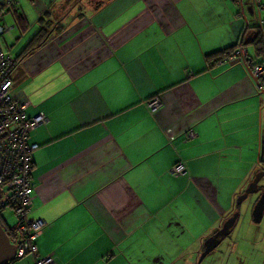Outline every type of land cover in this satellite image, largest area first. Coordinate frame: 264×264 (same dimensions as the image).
Returning <instances> with one entry per match:
<instances>
[{"label":"crops","instance_id":"0c3cea01","mask_svg":"<svg viewBox=\"0 0 264 264\" xmlns=\"http://www.w3.org/2000/svg\"><path fill=\"white\" fill-rule=\"evenodd\" d=\"M13 3L24 20L0 12L18 33L0 37L3 52L16 59L49 29L11 73L27 116H46L30 133L38 254L53 264L195 262L264 167V88L241 54L205 58L249 38L243 0ZM178 162L184 173H171Z\"/></svg>","mask_w":264,"mask_h":264},{"label":"built area","instance_id":"2783aa9c","mask_svg":"<svg viewBox=\"0 0 264 264\" xmlns=\"http://www.w3.org/2000/svg\"><path fill=\"white\" fill-rule=\"evenodd\" d=\"M12 3L13 0H3L0 12L6 11ZM11 29L12 26L0 22V37ZM240 54L251 76L256 77L264 73V65H250L245 61L246 53L242 52L240 45L221 60L226 61L233 55ZM14 67L15 59L3 52L0 47V196L3 202L13 204L12 210L17 218L15 224L9 228L10 234L7 235L15 246L14 258L21 259L26 255L34 254L33 264H53L50 255L38 254L37 246L33 242L43 223L28 217L32 199V153L38 147L36 142L31 141L30 133L38 126L45 124L46 116L42 112L27 116L28 102H18L13 98L11 73ZM257 88L260 89V86L257 85ZM159 103V99L154 97L146 104L153 110ZM194 136V130L189 128L186 137ZM184 170L183 163L178 162L172 166L171 173L182 174Z\"/></svg>","mask_w":264,"mask_h":264},{"label":"rangeland","instance_id":"374dc122","mask_svg":"<svg viewBox=\"0 0 264 264\" xmlns=\"http://www.w3.org/2000/svg\"><path fill=\"white\" fill-rule=\"evenodd\" d=\"M243 4L244 24L250 27L264 25V9H260L264 5V0H243ZM16 33L15 29L4 33L8 43L15 41L12 34ZM14 47L15 45L10 49L14 50ZM251 49L253 48L248 47L249 53L253 52ZM258 186L259 191L249 194L239 205H234L233 210L238 212V217L233 229L198 264H264V212L260 221L254 222L252 219L253 205L260 192L264 190V176L259 180ZM2 214L8 225L13 226L17 219L13 210L6 207ZM197 259L198 257L196 261Z\"/></svg>","mask_w":264,"mask_h":264},{"label":"trees","instance_id":"16d2710c","mask_svg":"<svg viewBox=\"0 0 264 264\" xmlns=\"http://www.w3.org/2000/svg\"><path fill=\"white\" fill-rule=\"evenodd\" d=\"M6 11L13 12L14 18H15L16 22L18 23V25H19V23H21V25H22L24 18H23L21 13L18 14L17 9H15L14 3H12L11 6L8 7V9H6ZM263 28H264V25L251 26V27L248 25L246 27L245 33L250 29L251 33H250L249 38L245 39L243 37V39L239 43H237L242 47L246 46V45H250L253 48L252 54H248V53L245 54V61L248 62L250 65H257V64L264 65V31H263ZM48 30L45 27H42V26L40 27L39 31L28 42V44L25 46L24 50L15 59V64L18 62V60H21L22 58H24L25 56L30 54L34 49L39 47L46 40V38L48 36ZM237 44H235L232 47H228L226 49H223L222 51H219L217 53H213L211 55H206L205 58H206L207 64L210 65L213 63H217L218 61L223 59L226 55H230L235 50ZM256 85L260 86V89L264 88V75L258 79V81L256 82ZM154 97H156V95L147 99V102L150 101L151 99H153ZM146 106H147V104H146ZM147 108L150 111L154 110V109L153 110L150 109L148 106H147ZM187 139H189V138H187ZM259 161L264 162V160H262V159H260ZM12 205L13 204L10 202H3L2 197L0 196V225L2 227L4 226L3 229L5 230V232L8 235L10 234L9 228L11 226L10 227L5 226L6 221H5L2 213L6 207H10L11 209H13L14 207ZM15 260H17V259L14 258V261Z\"/></svg>","mask_w":264,"mask_h":264},{"label":"water","instance_id":"95a60500","mask_svg":"<svg viewBox=\"0 0 264 264\" xmlns=\"http://www.w3.org/2000/svg\"><path fill=\"white\" fill-rule=\"evenodd\" d=\"M264 73L252 78L255 82L263 76ZM264 176V168L257 171L248 183L245 189L236 197L235 204L239 205L244 201L249 194L259 191L258 182ZM264 212V190L258 195L253 208H252V219L254 222L260 221L262 214ZM238 217V212L232 213L217 229L213 234L208 236L202 243V251L199 253L196 264H198L209 252H211L221 241V239L227 236L234 224L236 223ZM15 246L10 242L7 233L0 225V264H8L14 259Z\"/></svg>","mask_w":264,"mask_h":264},{"label":"flooded vegetation","instance_id":"af4514ba","mask_svg":"<svg viewBox=\"0 0 264 264\" xmlns=\"http://www.w3.org/2000/svg\"><path fill=\"white\" fill-rule=\"evenodd\" d=\"M262 168H264V167H262ZM194 264H196V262Z\"/></svg>","mask_w":264,"mask_h":264},{"label":"clouds","instance_id":"9594fccd","mask_svg":"<svg viewBox=\"0 0 264 264\" xmlns=\"http://www.w3.org/2000/svg\"><path fill=\"white\" fill-rule=\"evenodd\" d=\"M14 260V259H13Z\"/></svg>","mask_w":264,"mask_h":264}]
</instances>
